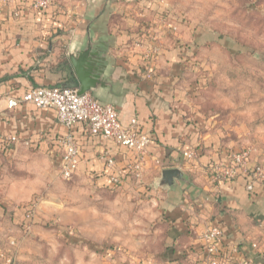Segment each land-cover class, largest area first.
<instances>
[{
	"label": "crops",
	"instance_id": "1",
	"mask_svg": "<svg viewBox=\"0 0 264 264\" xmlns=\"http://www.w3.org/2000/svg\"><path fill=\"white\" fill-rule=\"evenodd\" d=\"M89 35L108 41L110 82L89 93L112 104L125 126L137 119L138 130L149 133L151 142L136 171L138 160L131 149L93 135L79 122L71 130L81 146L74 176L94 188L156 201L159 218L170 226L163 261L207 264L204 234L219 226L220 252L229 264H264V183L251 192L244 175L218 184L208 176L209 163L228 162L242 150L205 116L195 97L222 42L174 18L163 0H53L47 9L35 8L30 0H0V169L13 165L19 171L21 164L23 174L31 172L30 166L41 175L48 166L59 171V139L69 129L56 109L31 103L10 109L7 100L36 86L79 89L68 54ZM187 150L196 155L186 158ZM257 164L250 155L249 165ZM168 168H179L184 179L161 185ZM1 184H11V199H0V220L16 205L12 220L21 226L26 204L21 198L27 194L15 192L20 185L16 177ZM3 237L0 230V249Z\"/></svg>",
	"mask_w": 264,
	"mask_h": 264
},
{
	"label": "rangeland",
	"instance_id": "2",
	"mask_svg": "<svg viewBox=\"0 0 264 264\" xmlns=\"http://www.w3.org/2000/svg\"><path fill=\"white\" fill-rule=\"evenodd\" d=\"M163 2L174 18L222 42L196 87L197 104L235 147L250 150L264 166V0ZM16 167L0 169V184L16 177L20 185L13 189L27 194L24 207L33 205L27 225L13 222L16 205L0 220L1 264H173L160 259L169 250L170 226L159 218L156 201L94 188L76 176L64 179L50 166L46 175ZM1 198L11 199V184L0 186Z\"/></svg>",
	"mask_w": 264,
	"mask_h": 264
},
{
	"label": "built area",
	"instance_id": "3",
	"mask_svg": "<svg viewBox=\"0 0 264 264\" xmlns=\"http://www.w3.org/2000/svg\"><path fill=\"white\" fill-rule=\"evenodd\" d=\"M30 2L35 8L47 9L52 5L53 0H30ZM172 27L174 30L176 29V27ZM20 103H31L37 108L56 109L59 121L69 129V132L59 139L61 147L59 171L64 179L74 177L79 167L81 146L71 131L73 126L79 122L86 123L93 135H100L131 149L138 160L134 168L136 171L141 169L151 142V135L138 130L135 118L131 120L130 125L125 126L112 104L97 100L89 92L80 94L78 88L61 86L33 87L21 97H9L7 107L12 109ZM10 140L13 141L16 138L12 137ZM250 152V150L242 149L233 152L228 162L209 163L207 170L210 181L213 184L231 182L239 175H244L247 189L251 192L254 191L257 183H264V166L258 164L250 166ZM183 154L186 158H193L196 152L187 150ZM112 163L113 160L109 159V164ZM32 205L33 202L25 206L24 225H27V221H29L28 211ZM222 236L223 232L219 226H213L205 232L207 264H229L228 259L220 252L219 242ZM11 244L14 245L15 242L11 241ZM5 256L6 253L0 251V257L4 258Z\"/></svg>",
	"mask_w": 264,
	"mask_h": 264
},
{
	"label": "water",
	"instance_id": "4",
	"mask_svg": "<svg viewBox=\"0 0 264 264\" xmlns=\"http://www.w3.org/2000/svg\"><path fill=\"white\" fill-rule=\"evenodd\" d=\"M107 49V40H95L89 35L83 46L69 52V60L81 84L80 94L90 91L96 93L97 89L110 84L107 76L109 65ZM175 179L183 180V172L179 168L165 169L162 173L161 185H172Z\"/></svg>",
	"mask_w": 264,
	"mask_h": 264
},
{
	"label": "trees",
	"instance_id": "5",
	"mask_svg": "<svg viewBox=\"0 0 264 264\" xmlns=\"http://www.w3.org/2000/svg\"><path fill=\"white\" fill-rule=\"evenodd\" d=\"M58 86H61V87H74V86H72V85H66V84H61V85H58ZM25 211H26V207H24V215H25ZM23 220H24V216H23Z\"/></svg>",
	"mask_w": 264,
	"mask_h": 264
}]
</instances>
